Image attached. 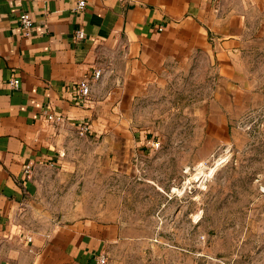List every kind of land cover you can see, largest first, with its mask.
I'll return each instance as SVG.
<instances>
[{"label":"rangeland","instance_id":"rangeland-1","mask_svg":"<svg viewBox=\"0 0 264 264\" xmlns=\"http://www.w3.org/2000/svg\"><path fill=\"white\" fill-rule=\"evenodd\" d=\"M250 15L230 69L212 50L159 77L97 59L89 130L42 125L52 153L18 227H119L105 264H264V11Z\"/></svg>","mask_w":264,"mask_h":264},{"label":"crops","instance_id":"crops-1","mask_svg":"<svg viewBox=\"0 0 264 264\" xmlns=\"http://www.w3.org/2000/svg\"><path fill=\"white\" fill-rule=\"evenodd\" d=\"M79 1L0 0V264H98L118 236L119 227L91 220L39 232L15 223L29 194L26 167L52 153L40 133L43 118L52 112L80 123L88 105L73 102L74 89L97 59L159 77L212 50L220 70L230 69L250 13L264 11V0H85L78 12ZM23 12L34 20L30 37L19 23Z\"/></svg>","mask_w":264,"mask_h":264},{"label":"built area","instance_id":"built-area-1","mask_svg":"<svg viewBox=\"0 0 264 264\" xmlns=\"http://www.w3.org/2000/svg\"><path fill=\"white\" fill-rule=\"evenodd\" d=\"M86 7V1L85 0H80L79 3L77 4L76 11L81 12L85 9ZM19 23L24 31V36L25 37H30L33 34V28H34V20L31 17V15L28 12H23L19 16ZM85 38V34L82 31H79L76 34V39L78 41H81ZM102 74V71L99 69H95L88 77L86 80L82 81L79 83L75 89H74V98L73 102L77 105H86L87 103H90V97L92 93V82L98 80ZM9 85L11 88H18L20 85V80L19 79H13ZM44 123L51 125V126H56V125H61L65 122V118L62 115H58L52 112H48L45 114L43 118ZM80 125V130L82 131V134L87 132L89 130V126L87 123L82 122L79 123ZM32 168L30 166H27L25 169L26 175L31 174ZM107 262V258L105 255H99L97 258V263L98 264H105Z\"/></svg>","mask_w":264,"mask_h":264}]
</instances>
